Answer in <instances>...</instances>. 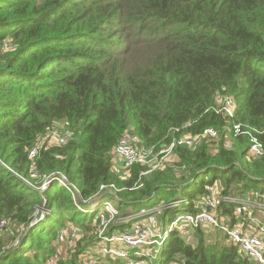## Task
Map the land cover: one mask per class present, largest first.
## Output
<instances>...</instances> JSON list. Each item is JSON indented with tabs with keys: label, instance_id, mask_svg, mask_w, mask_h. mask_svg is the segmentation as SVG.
I'll list each match as a JSON object with an SVG mask.
<instances>
[{
	"label": "trees",
	"instance_id": "trees-1",
	"mask_svg": "<svg viewBox=\"0 0 264 264\" xmlns=\"http://www.w3.org/2000/svg\"><path fill=\"white\" fill-rule=\"evenodd\" d=\"M218 94L234 98L233 122L260 130L264 146V0H0V219L15 227L9 239L0 235V264H49L54 256L84 264L96 245L98 209L82 212L57 183L36 189L55 173L84 201L116 186L121 216L187 199L163 212L164 228L198 213L207 186L262 192L264 156H249L248 136L234 138L232 150L220 141L217 153L206 141L176 148V162L143 176L149 166L114 169L126 131L147 148L168 144L169 131L188 123L191 134L215 128L223 136L227 121L207 112ZM61 123L74 138L41 152L34 180L28 151ZM130 228L113 223L109 233ZM70 229L81 238L64 250L68 232L61 252L58 237ZM193 238L173 231L151 264H256L221 234L199 229Z\"/></svg>",
	"mask_w": 264,
	"mask_h": 264
},
{
	"label": "built area",
	"instance_id": "built-area-1",
	"mask_svg": "<svg viewBox=\"0 0 264 264\" xmlns=\"http://www.w3.org/2000/svg\"><path fill=\"white\" fill-rule=\"evenodd\" d=\"M208 111L214 112L227 121L223 128V136L215 128H207L198 134L188 133L186 130L191 126V123H188L169 131L171 140L168 144L147 148L140 145L141 140L136 134L126 131L113 151L114 169L118 161L121 162V168L124 171H128L135 165H145L149 166L150 170L143 172L141 176L147 175L154 170L170 166L175 157L176 148H194L201 141H222L223 147L231 150L233 146L229 140L230 134H233L234 138L241 136L250 138V157L264 156V146L258 139V135L262 132L233 122L236 113L234 98L218 94L214 105ZM73 138L74 133L69 131L63 123L57 124L40 137L28 151V159L31 162L30 177L34 180L39 178L36 171L37 160L44 149L52 146H65ZM19 178L25 184L33 186L28 178L22 176ZM53 183L66 188L72 195L77 208L82 212L88 213L93 209L99 211L100 225L95 232L96 245L84 255V264H102V258L121 261L118 264H151L158 258L168 232L176 229L187 240L192 238L194 232L199 229L218 232L239 249L244 259L256 264H264V189L262 192L237 195L231 191L224 193L221 187L216 185L207 186V192L200 202L198 213L180 215L168 228H164L158 220L160 213L188 205L187 199L180 198L152 208L145 206L138 212L131 211L127 216H121L116 204L110 199L105 201L106 197L103 195V192L109 191L114 195V201L119 200L117 196L119 190L114 185H102L99 194L84 201L81 199V190L70 181L67 175L55 173L45 178L43 185L36 189L45 191ZM79 200H82L83 205L79 204ZM84 205L89 206V209H86ZM9 223L10 219L1 218L0 232L6 230ZM113 223H131V228L119 234L116 232L110 234L109 230ZM67 232L71 238L76 235V232L71 229ZM65 239L66 234L61 233L58 237L59 244H65ZM96 254L101 258H98ZM57 260L58 256H54L49 264H57Z\"/></svg>",
	"mask_w": 264,
	"mask_h": 264
},
{
	"label": "rangeland",
	"instance_id": "rangeland-1",
	"mask_svg": "<svg viewBox=\"0 0 264 264\" xmlns=\"http://www.w3.org/2000/svg\"><path fill=\"white\" fill-rule=\"evenodd\" d=\"M59 127H61V126H59ZM189 133V132H188ZM233 139H234V136H233V134H230L229 135V140L232 142V146L234 145V142H233ZM207 143H209V145H210V147L212 148V151H213V153H217V148H216V144L218 145L219 143H220V141H217V142H207ZM234 148V147H233ZM232 148V149H233ZM231 149V150H232ZM177 161V158H176V156L174 157V159H172V163H174V162H176ZM77 185L79 186V184H78V182H77ZM216 186H218V187H220L219 186V184L218 185H216ZM60 187V186H59ZM47 190V189H46ZM115 204H116V202L114 201V200H112ZM146 207H150L149 206V204L146 206ZM150 208H152V207H150ZM40 211H42V210H40ZM45 211V210H44ZM139 211V210H138ZM137 211V212H138ZM164 211H166V210H164ZM164 211H162L161 213H160V215L158 216V220H159V223H160V220H161V215L163 214V212ZM38 213H39V211L37 210V212H35V214H34V216H36V217H38ZM45 214V213H44ZM179 217V216H178ZM177 217V218H178ZM41 218H43V211H42V217ZM174 222V221H173ZM10 224V223H9ZM11 226V225H10ZM9 226V228L8 229H6V230H4V231H1V233H0V235L1 236H3V237H6V239H9V236H13V233H15V231H13L14 229H15V227L14 226H11L10 227ZM177 231H179L178 229H176ZM175 231V230H174ZM173 231H170V232H168V235H167V237H166V239L168 238V236H169V234L170 233H172ZM19 233H20V235L19 236H17L16 238H15V240L13 239H11L10 240V245H11V248H16L17 246H18V244H19V241H20V239H21V235L23 236L24 234H25V228L23 227V228H21V230L19 231ZM206 233L207 234H211V235H215V236H218V235H220V233H218V232H214V231H211V230H208V231H206ZM65 234H66V239H65V241H67L68 240V232H65ZM222 235V234H221ZM74 236V235H73ZM80 236V233L78 234V233H76V235L74 236V238H75V240H73L74 238H72V240H69V241H67V248H65V246L66 245H63V246H61L60 247V250H61V252L63 251V249L64 250H66V249H68V247L69 246H73L74 244H75V241L77 240V239H79V238H81V236ZM222 237H223V235H222ZM71 238V237H70ZM166 239H165V241H166ZM192 239H194L193 237L192 238H190V239H188V241L189 240H192ZM214 239V238H213ZM164 241V242H165ZM96 256L98 257V258H101V256L100 255H98V254H96ZM102 260H104V261H106V259L105 258H102ZM106 263V262H105ZM107 264H108V262H107Z\"/></svg>",
	"mask_w": 264,
	"mask_h": 264
},
{
	"label": "crops",
	"instance_id": "crops-1",
	"mask_svg": "<svg viewBox=\"0 0 264 264\" xmlns=\"http://www.w3.org/2000/svg\"><path fill=\"white\" fill-rule=\"evenodd\" d=\"M115 170L116 171H118V172H122L123 171V169L121 168V162H117V167L115 168Z\"/></svg>",
	"mask_w": 264,
	"mask_h": 264
},
{
	"label": "bare ground",
	"instance_id": "bare-ground-1",
	"mask_svg": "<svg viewBox=\"0 0 264 264\" xmlns=\"http://www.w3.org/2000/svg\"><path fill=\"white\" fill-rule=\"evenodd\" d=\"M108 199L106 198L105 201H107Z\"/></svg>",
	"mask_w": 264,
	"mask_h": 264
}]
</instances>
